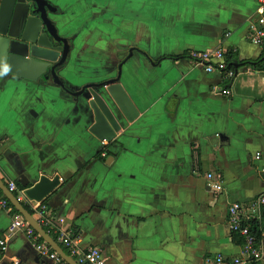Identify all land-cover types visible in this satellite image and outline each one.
Returning <instances> with one entry per match:
<instances>
[{
	"label": "crops",
	"instance_id": "obj_1",
	"mask_svg": "<svg viewBox=\"0 0 264 264\" xmlns=\"http://www.w3.org/2000/svg\"><path fill=\"white\" fill-rule=\"evenodd\" d=\"M45 1L56 10L49 18L59 36L72 44L58 76L91 98L46 76L31 81L0 69L3 182L24 195L21 177L32 187L41 176H59L45 200L48 216L58 230L77 231L79 249H101L105 264L239 256L243 243L233 238L243 239L229 228L228 208L264 195V45L249 40L258 0ZM217 48L230 55L233 81L183 57ZM112 87L123 97L113 98ZM91 100L116 131L110 144L90 132ZM108 146L111 154L99 157ZM209 173L221 177L220 192ZM11 220L0 203V235ZM0 264L49 262L19 233Z\"/></svg>",
	"mask_w": 264,
	"mask_h": 264
},
{
	"label": "water",
	"instance_id": "obj_2",
	"mask_svg": "<svg viewBox=\"0 0 264 264\" xmlns=\"http://www.w3.org/2000/svg\"><path fill=\"white\" fill-rule=\"evenodd\" d=\"M56 10L45 0H0V69L8 71L17 77L36 81L46 76V80L60 87L71 95H82L91 98L87 88L73 92L67 88L58 76L69 60L72 48L71 41L59 36L55 24L49 18V12ZM113 98H122L116 87L109 89ZM121 109L123 105L130 111L127 100H117ZM95 123L90 132L100 141L112 143L116 131L112 128L104 113L95 100L90 101ZM125 113H127L124 110ZM27 199L39 203L44 202L60 186V177L48 178L41 176L40 181L30 187L29 181L21 177ZM0 191L6 199L27 221L29 226L38 233L53 251H55L67 264H79L67 256L61 246L39 225L37 220L17 200L8 186L0 178Z\"/></svg>",
	"mask_w": 264,
	"mask_h": 264
},
{
	"label": "built area",
	"instance_id": "obj_3",
	"mask_svg": "<svg viewBox=\"0 0 264 264\" xmlns=\"http://www.w3.org/2000/svg\"><path fill=\"white\" fill-rule=\"evenodd\" d=\"M258 16L254 20L249 30V40L256 46L264 45V0H258ZM187 59L194 65L202 67L207 74L219 73L223 80L233 81L237 76L234 69H228L225 51L221 48L208 51L189 52ZM224 96L230 95L229 90L214 88ZM256 160L261 159V154L257 153ZM264 173V166L260 169ZM207 180L211 189L220 192L223 188L219 175L209 173ZM11 192L17 191L13 183L8 184ZM17 200L22 204H29L35 211L34 218L40 226L54 228L57 235L58 244L68 248L72 256L77 257L79 264H105L101 249L89 247L85 250L79 249L78 237L74 231L68 233L57 229L48 216V207L43 202L39 203L25 199L19 193ZM2 207L12 214L11 224L4 234L0 235V256L5 254L9 248L11 240L19 233H25L33 242L34 248L40 257L49 264H66L61 257L45 242H41L40 235L36 233L27 223L25 218L6 199L0 201ZM264 195L256 198L247 208L239 202H233L228 208V225L233 234H238L243 239L239 256L228 260L223 254L210 256L205 259L204 264H264ZM251 222H257L260 226L259 235L252 231ZM46 231V230H45ZM47 232V231H46ZM49 234V232H47ZM50 235V234H49Z\"/></svg>",
	"mask_w": 264,
	"mask_h": 264
},
{
	"label": "trees",
	"instance_id": "obj_4",
	"mask_svg": "<svg viewBox=\"0 0 264 264\" xmlns=\"http://www.w3.org/2000/svg\"><path fill=\"white\" fill-rule=\"evenodd\" d=\"M187 55L188 54H184L183 55V57H187ZM229 54L227 53V52H225V57H226V62H227V66H228V69H233L232 68V66L230 65V55L228 56ZM180 58V57H179ZM174 59H178V57H175ZM261 63L262 64H264V60L263 61H261ZM260 63V64H261ZM110 149H109V146L108 147H105L103 150H102V152L100 153V156L99 157H101V155H104L103 157H106V156H108V155H110L111 153H110V151H109ZM112 156L114 157L115 156V154H112ZM198 159L199 157L197 156L196 157V155H195V159ZM102 159V158H101ZM7 186H8V184H7ZM21 190H23V189H21ZM13 194L15 195V196H18V194H17V192L16 191H13ZM0 195L1 196H4L3 195V193L0 191ZM5 198V197H4ZM45 205H46V201H44L43 202ZM24 205V207H25V209L31 214V215H35V211L33 210V208L29 205V204H27V203H24L23 204ZM15 212H17V210H15ZM251 227H252V231H253V233L254 234H256V235H259V232H260V226H259V224L257 223V222H251ZM45 230L47 231V232H49V234H50V236L58 243V238H57V235L54 233V231H55V229L54 228H45ZM77 233V231H75V234ZM237 235V234H236ZM239 236V235H238ZM240 237V236H239ZM241 238V237H240ZM233 241H234V243H236V244H240V243H243V241L241 242V240H239L236 236H234V238H233ZM61 245V244H60ZM61 247L63 248V250H64V252L67 254V255H70V253L67 251V249H65L64 248V246L63 245H61Z\"/></svg>",
	"mask_w": 264,
	"mask_h": 264
}]
</instances>
